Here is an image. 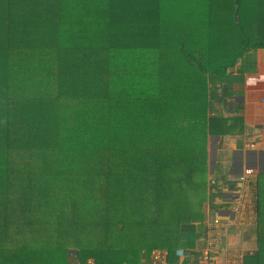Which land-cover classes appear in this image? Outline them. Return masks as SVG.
I'll return each instance as SVG.
<instances>
[{
  "label": "trees",
  "instance_id": "16d2710c",
  "mask_svg": "<svg viewBox=\"0 0 264 264\" xmlns=\"http://www.w3.org/2000/svg\"><path fill=\"white\" fill-rule=\"evenodd\" d=\"M257 47L264 0H0V264L196 257L205 204L231 203L210 138L241 129L212 101ZM251 185L243 264H264Z\"/></svg>",
  "mask_w": 264,
  "mask_h": 264
},
{
  "label": "crops",
  "instance_id": "0c3cea01",
  "mask_svg": "<svg viewBox=\"0 0 264 264\" xmlns=\"http://www.w3.org/2000/svg\"><path fill=\"white\" fill-rule=\"evenodd\" d=\"M250 52V55L247 52L243 55L246 69L239 73L237 69H231L230 76L235 80L232 87L230 89L227 87L224 95L221 94L222 89L218 88V94L211 105L213 115L230 119L239 118L238 122L241 124V129L222 136L212 135L209 141L212 165L210 178L220 179L221 187L228 193L231 189H227V185L232 182L235 185L236 177L242 168L253 169L251 180L255 179L258 173H264V87L261 85L264 81V47L253 48ZM249 142H253L254 146L249 147ZM224 180H227V183H223ZM252 188L254 191L257 190L256 186ZM214 201L216 202L214 206L209 202L205 204L203 220L197 222L191 229L200 233V240L202 227L211 217L218 215L226 225L227 233L226 244L217 255L216 264H243V255L245 250L249 249L245 245L247 225L233 221L231 203L222 205L218 197H215ZM254 221L253 219L249 225ZM199 245L200 242L191 250L196 252ZM238 248L243 249V255L237 259L232 253ZM184 257L183 252H179L180 260ZM196 257L191 255L187 263Z\"/></svg>",
  "mask_w": 264,
  "mask_h": 264
},
{
  "label": "built area",
  "instance_id": "2783aa9c",
  "mask_svg": "<svg viewBox=\"0 0 264 264\" xmlns=\"http://www.w3.org/2000/svg\"><path fill=\"white\" fill-rule=\"evenodd\" d=\"M248 146L253 147L254 143L249 142ZM252 174V168H243L230 191L233 221L244 225L251 223L256 217L257 196L251 186ZM226 233V225L221 218L218 215L211 217L202 227L200 245L195 250L197 257L187 264H216L217 255L226 244ZM242 253L243 249L238 248L232 254L238 259L243 255ZM138 258L142 264H174L170 260V251L166 248L141 249ZM85 264H96V262L94 258L88 257Z\"/></svg>",
  "mask_w": 264,
  "mask_h": 264
},
{
  "label": "rangeland",
  "instance_id": "374dc122",
  "mask_svg": "<svg viewBox=\"0 0 264 264\" xmlns=\"http://www.w3.org/2000/svg\"><path fill=\"white\" fill-rule=\"evenodd\" d=\"M247 53L250 55V53H251L250 50H248ZM234 69H237V72H238V73H239L240 71H243V70L246 69V63H245V58H244V56H242V57L240 58V61H238V62L236 63ZM234 81H235V80H234L233 76H229V77L227 78V80H226V85H227V87H228L229 89L232 87ZM193 231H194V230H193Z\"/></svg>",
  "mask_w": 264,
  "mask_h": 264
},
{
  "label": "water",
  "instance_id": "95a60500",
  "mask_svg": "<svg viewBox=\"0 0 264 264\" xmlns=\"http://www.w3.org/2000/svg\"><path fill=\"white\" fill-rule=\"evenodd\" d=\"M261 85L264 87V81L261 83Z\"/></svg>",
  "mask_w": 264,
  "mask_h": 264
}]
</instances>
